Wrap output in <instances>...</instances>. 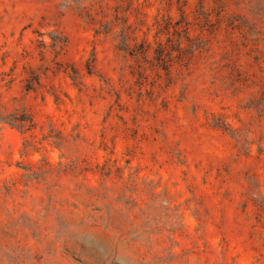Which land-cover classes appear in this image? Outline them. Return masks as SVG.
<instances>
[{
  "label": "rangeland",
  "instance_id": "rangeland-1",
  "mask_svg": "<svg viewBox=\"0 0 264 264\" xmlns=\"http://www.w3.org/2000/svg\"><path fill=\"white\" fill-rule=\"evenodd\" d=\"M0 264H264V0H0Z\"/></svg>",
  "mask_w": 264,
  "mask_h": 264
}]
</instances>
